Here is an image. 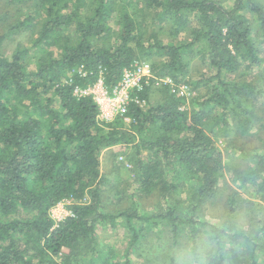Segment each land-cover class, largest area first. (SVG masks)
Masks as SVG:
<instances>
[{"label":"trees","instance_id":"trees-1","mask_svg":"<svg viewBox=\"0 0 264 264\" xmlns=\"http://www.w3.org/2000/svg\"><path fill=\"white\" fill-rule=\"evenodd\" d=\"M11 1H29L32 11L4 35L29 31L27 43L9 57L0 53V264H131L128 249L117 259L97 242L98 225L119 224L131 233V246L143 231L165 227L174 240L209 237L208 264H259L264 220L239 227L236 198L219 223L195 212L216 195L224 167L211 134L243 136L257 128L264 135V117L253 107L264 105V89L246 79L254 68L264 73V0ZM139 5L169 24L175 42L147 31ZM192 58L214 72L195 78L196 93L179 98L164 85L154 90L150 80L136 93L144 106L128 105V123L100 121L91 97L72 94L76 85L93 84L100 70L113 86L135 61L148 63L157 78L186 82ZM117 145L134 148L139 190L149 193L159 183L164 210H100L99 153ZM260 149L238 150L244 165L232 169V180L253 187L264 202L263 139ZM166 166L178 183L164 181ZM189 180L196 186L185 204L173 192ZM67 200L75 201L72 215L55 224L49 211Z\"/></svg>","mask_w":264,"mask_h":264},{"label":"rangeland","instance_id":"rangeland-1","mask_svg":"<svg viewBox=\"0 0 264 264\" xmlns=\"http://www.w3.org/2000/svg\"><path fill=\"white\" fill-rule=\"evenodd\" d=\"M118 2V0H116ZM231 0L225 1L226 5H231ZM137 10L140 15L144 16L145 26L147 31H155L158 37L165 43L175 42L168 30L169 24H160L154 17V12H146L142 5H139ZM32 11L31 2L27 1L24 4L13 2L11 0H0V16L3 19L0 21V53L5 56H10L14 51L16 45L27 43L26 37L29 31L22 33L10 34L4 36L9 29V26L15 24L16 21L24 19ZM117 17L110 21V25L116 31L119 25ZM38 26L34 28L36 31ZM185 34L178 36L185 37ZM177 37V38H178ZM210 73H214L208 69L207 65L202 63L198 58H192L189 63V75L186 77V83L191 87V92L194 95L196 90L194 88L195 78L200 74L209 77ZM240 77V74L234 77ZM246 79L253 81L259 88L264 89V73L254 68L247 73ZM160 85H155V89ZM151 92V100L158 98L159 93ZM256 112L259 116L264 117V105L259 101L253 103ZM129 120L123 122L128 123ZM231 124V122H230ZM219 128H223V124H219ZM215 132L212 138L220 151L223 154L224 167L221 171V177L218 183V191L216 195L210 200L206 201L195 212L198 220L207 221L210 223H219L228 212L229 200L231 198L238 199V210L234 213V222L242 228L254 224L255 221L264 220V202H262L258 195L254 193L253 187L241 188L238 182H233L232 169L243 167L244 163L240 160L239 149L256 150L261 149L262 139L264 135L253 129L247 135H239L233 131H223L220 134ZM145 153H142V157ZM99 171L103 179L102 190L100 192V210L106 213H117L130 207H135L140 213H158L165 209V201L161 192L160 184L149 192L143 193L139 190L137 183V168L136 156L134 155V148L131 146H114L103 149L99 153ZM164 181L170 183L177 180L175 177V169L171 166L164 168ZM196 184L189 180L178 186V189L173 192V197L181 199L185 204L192 203L190 193ZM75 201L67 200L58 203L49 211L51 219L57 224L66 216L72 215L69 206ZM138 224V223H137ZM143 225V224H141ZM97 242L101 247H111L114 249L117 259L121 254L128 249V258L131 264H175V257L177 248L181 245L190 242L184 236H180L177 240L173 239L168 229L163 227L158 231V227L151 231H143L142 237L136 244L131 246V233L122 224L115 228L109 226L104 227L98 225L96 228ZM264 240V236L262 237ZM66 252V250H64ZM259 258V257H258ZM230 263V262H229ZM259 264H264V258L260 256Z\"/></svg>","mask_w":264,"mask_h":264},{"label":"built area","instance_id":"built-area-1","mask_svg":"<svg viewBox=\"0 0 264 264\" xmlns=\"http://www.w3.org/2000/svg\"><path fill=\"white\" fill-rule=\"evenodd\" d=\"M82 72V69H80ZM86 73L82 72V76ZM150 80L155 85L167 86L175 96L188 98L191 95V87L186 82H174L170 77L157 78L152 75L149 64L143 61H135L130 67L123 69L120 79L113 86L105 83L103 71L100 70L96 81L87 86H74L72 94L77 97L89 96L95 102L98 109V119L102 122H111L116 118L129 120L126 117L128 105L133 102L143 107L136 93L141 91Z\"/></svg>","mask_w":264,"mask_h":264},{"label":"clouds","instance_id":"clouds-1","mask_svg":"<svg viewBox=\"0 0 264 264\" xmlns=\"http://www.w3.org/2000/svg\"><path fill=\"white\" fill-rule=\"evenodd\" d=\"M212 246L209 237H194L191 242L177 248L175 264H208V253Z\"/></svg>","mask_w":264,"mask_h":264}]
</instances>
